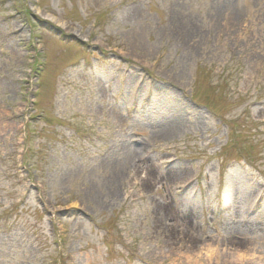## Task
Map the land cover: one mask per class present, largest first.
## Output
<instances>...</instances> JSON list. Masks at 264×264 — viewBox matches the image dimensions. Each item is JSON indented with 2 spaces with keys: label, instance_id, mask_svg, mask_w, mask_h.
Returning <instances> with one entry per match:
<instances>
[{
  "label": "rangeland",
  "instance_id": "374dc122",
  "mask_svg": "<svg viewBox=\"0 0 264 264\" xmlns=\"http://www.w3.org/2000/svg\"><path fill=\"white\" fill-rule=\"evenodd\" d=\"M0 264H264V0H0Z\"/></svg>",
  "mask_w": 264,
  "mask_h": 264
},
{
  "label": "bare ground",
  "instance_id": "6f19581e",
  "mask_svg": "<svg viewBox=\"0 0 264 264\" xmlns=\"http://www.w3.org/2000/svg\"><path fill=\"white\" fill-rule=\"evenodd\" d=\"M169 129H173V125L172 124H169Z\"/></svg>",
  "mask_w": 264,
  "mask_h": 264
}]
</instances>
